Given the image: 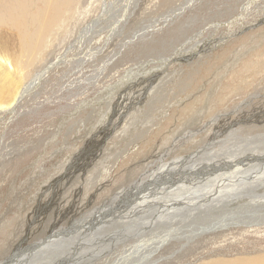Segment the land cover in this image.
Listing matches in <instances>:
<instances>
[{
	"label": "rangeland",
	"instance_id": "rangeland-1",
	"mask_svg": "<svg viewBox=\"0 0 264 264\" xmlns=\"http://www.w3.org/2000/svg\"><path fill=\"white\" fill-rule=\"evenodd\" d=\"M46 2L44 23L52 11ZM58 3L56 25L44 42L36 40L41 49L33 63L26 57L29 42L0 23V86L6 76L13 80L0 102L43 72L14 110H0V264H14L20 254L44 259L35 252L51 244L54 232L63 239L64 229L121 193L125 200L97 216V225L113 213L120 215L116 220L135 212L125 229L147 222L137 223L145 210L141 196L148 184L166 186L158 184L161 174L150 176L161 163L204 145L218 152V139L244 127L251 136L264 132V0H57L51 6ZM33 30L24 29L25 36ZM224 168L215 170L227 175L215 178L210 169L207 184L185 187H215V193L221 178L237 181L253 170ZM248 176L221 183L211 219L264 210L257 203H264V170ZM154 227L144 241L165 233L160 222ZM80 228L74 235L84 232ZM211 234L173 240L157 257L183 244L184 264L216 252L264 249V224L239 221ZM133 242L108 247L96 264L111 263ZM70 243L54 242L52 252Z\"/></svg>",
	"mask_w": 264,
	"mask_h": 264
},
{
	"label": "bare ground",
	"instance_id": "bare-ground-1",
	"mask_svg": "<svg viewBox=\"0 0 264 264\" xmlns=\"http://www.w3.org/2000/svg\"><path fill=\"white\" fill-rule=\"evenodd\" d=\"M43 1L44 0H2L0 4V23L5 26L18 29L21 35L24 36V39L29 42V50L26 56L28 64H30L32 62V59L36 57L37 52L38 53L40 52L41 45L40 44L37 45L36 40L41 39V43L46 40L48 36V32L52 29L53 26L56 25V21L58 20V16L60 15L59 14L60 4L58 3V4L53 5V7L51 6L52 4L56 3L57 0H54L52 4H50L49 0H47L46 2L47 7L49 9H52V11L50 13L51 16L48 19L47 23H44L41 20V18L43 17L41 14V4ZM31 27L34 28V30L29 33L28 35L29 39H28L24 34L25 33L24 29H30ZM51 64L53 63L51 62L49 65L51 66ZM49 65L44 69V71L50 68ZM207 71L208 69H206V72ZM42 73H43L42 71L37 73L35 77L32 78V80L23 88L20 87V83H19L18 87L14 91V94L10 96L9 99H6L4 102H0V110H11V111L14 110L18 102L23 98L24 93L28 92L31 88H33V86L38 82V78L41 77ZM6 79L8 80L4 81V83H2L0 86V97L3 95L5 90L9 89L7 86L12 85V82H13V80H11L10 77L6 76ZM158 110H159V107H158ZM246 128L247 127H244L241 130L238 129V131H233L229 134H227L226 132L227 136L225 137L223 136L224 139L222 138L218 139V140H223V145H222L223 147H221V149L218 152L210 151V150L207 151L204 148L205 146L204 145L203 147H200L194 153H190L189 155L180 156L176 159L174 157L173 158L174 160L170 161L167 164L161 163L160 166L156 168V170L150 174V176H153L155 174H161L159 175L160 176L159 178H156L159 181L158 184L161 185V183H163L166 186L156 187L153 190V188H150L152 184L150 185L148 184L147 188L149 187L150 190L146 193L143 191V195L141 197L144 199V201L142 205L141 203L139 204L145 210L143 212L144 215L141 216L142 219L137 221V223L144 222V221H147V222H144L141 225L139 224L138 226H135V227H127L125 229L124 224L131 217H136V216H133L135 212H132V213L130 212L128 215H125L123 217L121 216L120 218L116 220H112V219H114V217H116L117 215L118 216L120 215L118 213H113V214H109L102 220L104 221L103 224L97 225L98 224L96 223L97 216L102 215V212L106 210L114 208L115 202L121 200L122 198L123 200H125L124 199L125 193H121L117 195L116 197L108 200L107 201L108 203L106 202V204L101 205L97 210L92 212L90 215L88 214L84 216L72 229H69V230L64 229L63 232L61 233V237L63 239H60L58 237L55 238V235H58V232H54L53 238L50 240L51 244L49 245L46 244L43 246V248L35 252L36 254L44 255V259H41L40 261L39 260L30 261L33 257L31 258L25 257V256H21L20 254L17 257L16 256L14 257L15 258L14 264H96V261L99 258L103 256L107 257L109 255L110 251L108 250V247H111L114 244H118L120 239H124V236H126L127 240L121 241L119 243L120 245L132 239H134L135 242H133V244H131L128 248L123 249L124 251H121L120 255L109 264H184L182 262H179L181 261L179 253L183 249V247L186 246V244H183V246L181 245L180 249L171 251L169 255L157 257V254L169 242L173 240L180 242L181 239L185 238L187 239L186 243H188L189 240H194L195 238H198L200 236L202 237V235L205 236L206 234H209V233L211 234V232H215L217 230L228 228L232 226L233 224L239 223V221H243V223L248 224V226H251L253 223L264 224V210H260V209H258V211H255L254 214L253 213L248 214L249 210L248 211L245 210V213L247 211V214L241 215L239 213V214H236L238 216L230 215L229 217L231 218H225L224 214H223L224 216L222 215L223 217L219 216L220 218L218 216H217L218 218H213L214 216L212 217V219L210 218L211 215H208V214L213 213V210L215 209L213 203L215 204V202L217 201L216 200L217 197L214 195H217L220 191L221 185H224L221 183L226 181L227 178L225 177L224 179L223 178L220 179V180L223 179L222 181L219 180L220 183L218 182L219 184H218V187H216L217 190L215 191V193L213 191L215 187L214 188L211 187L213 188L211 189V191H208L206 187L204 188L196 187L194 191H188V189H191L193 187H185V185H187L188 183L192 184V182L194 181H198L200 184H203V185L207 184L209 182L210 177L212 178V176L208 177L207 175L210 169L213 170L212 173L214 172L213 174H210V175H214L215 178H219L221 175L228 174L222 171H219V173H217L216 170L217 169L219 170L220 168L225 167L224 169L232 170V168L236 169L237 167H240L238 169V172H245L244 170L253 168L254 171L253 170L249 171L245 176L240 178V180L243 178L250 177L248 176L250 174L255 176L256 172L258 171L261 172L262 170H264V132L260 134L258 133L256 136H251L249 132H245ZM258 138H260V142L256 143ZM230 142L233 144L230 145L229 144ZM210 144L213 146L214 142H210L209 145ZM210 147L211 146H208L207 148L211 149ZM162 161H165V160H162ZM232 171H229V172H232ZM182 173L185 175H183ZM170 174H173L175 176H172ZM203 177H205V179L199 181V178H203ZM236 179L237 177H231V178H228L227 180H229L232 183V182H235ZM240 180H237V181H240ZM255 182H258V181H255ZM234 189H235V186H234ZM164 190H168V193H166V191ZM161 193L165 194V196ZM158 195L159 196L163 195V196L159 197ZM212 196L214 197L211 198ZM208 197L210 198L208 199ZM199 199L201 200L207 199V200L202 203H199L198 202ZM229 201H231V199ZM145 203H147L146 208H145ZM257 203L261 207H262V204H264L261 202H257ZM255 204L256 203L254 202V205ZM222 208H225V207H222ZM235 208H238V207H235ZM171 209H174V211H172ZM138 211L140 210L136 211L137 214L139 213ZM112 221L113 223H111ZM159 222L161 223V225H163L166 228L165 233L156 238L154 237L155 239H153L151 242L144 241L141 238V236L147 232L148 228L152 229L154 226H157ZM105 223H107L108 226ZM108 223L109 224L111 223V224L109 225ZM144 225L146 226L144 227ZM79 226H81L80 229H84V232L77 233L76 234L77 236H76L74 235V231H76V228ZM84 227H86V229ZM188 227H191L193 229L190 233H189V229L187 230ZM61 240H63L64 243L72 241V243H70L71 247L59 248L56 251L52 252L54 248V242L57 245V243H59ZM78 241H83V242H78ZM186 250L187 249H185V251ZM198 250H196V252ZM37 258H40V257L38 256ZM175 258H177L176 263L169 262ZM186 263L187 264H264V249L258 250V251L246 252V253L230 252V253H222V254L220 253L219 254L216 252V253H212L211 255L205 256L201 259H197L195 260V262L189 261Z\"/></svg>",
	"mask_w": 264,
	"mask_h": 264
}]
</instances>
